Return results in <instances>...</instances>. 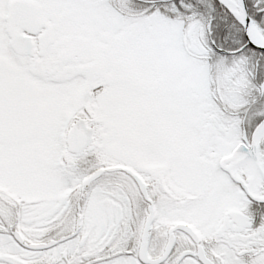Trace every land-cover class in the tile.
<instances>
[{"label": "snow or ice", "instance_id": "obj_1", "mask_svg": "<svg viewBox=\"0 0 264 264\" xmlns=\"http://www.w3.org/2000/svg\"><path fill=\"white\" fill-rule=\"evenodd\" d=\"M0 264H264V0H0Z\"/></svg>", "mask_w": 264, "mask_h": 264}]
</instances>
